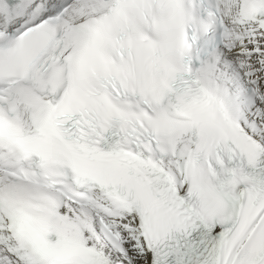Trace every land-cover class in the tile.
Here are the masks:
<instances>
[{
  "label": "snow or ice",
  "instance_id": "snow-or-ice-1",
  "mask_svg": "<svg viewBox=\"0 0 264 264\" xmlns=\"http://www.w3.org/2000/svg\"><path fill=\"white\" fill-rule=\"evenodd\" d=\"M0 264H264V0H0Z\"/></svg>",
  "mask_w": 264,
  "mask_h": 264
}]
</instances>
